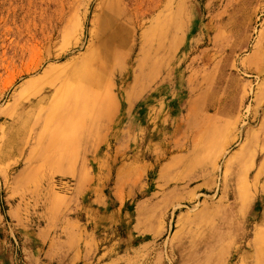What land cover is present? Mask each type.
Returning a JSON list of instances; mask_svg holds the SVG:
<instances>
[{
    "label": "rangeland",
    "instance_id": "obj_1",
    "mask_svg": "<svg viewBox=\"0 0 264 264\" xmlns=\"http://www.w3.org/2000/svg\"><path fill=\"white\" fill-rule=\"evenodd\" d=\"M91 50L112 109L74 118L65 159L31 183L0 164V264H177L192 205L219 217L204 264H264V171L249 181L264 166V0H0V81L32 53L71 70Z\"/></svg>",
    "mask_w": 264,
    "mask_h": 264
},
{
    "label": "bare ground",
    "instance_id": "obj_2",
    "mask_svg": "<svg viewBox=\"0 0 264 264\" xmlns=\"http://www.w3.org/2000/svg\"><path fill=\"white\" fill-rule=\"evenodd\" d=\"M122 29L123 25L120 24L108 35L105 46L102 47L104 58L114 54V47L122 44ZM91 36L89 35V37ZM105 47L107 49H104ZM88 55L87 64L70 70V63L58 66L51 63L43 66L47 59H52L38 60L37 53H32L25 65L21 66L9 78L0 81V99H2L18 79L23 80L10 97V104L1 108L3 110L0 111V164L11 159L8 172L21 166L16 176L13 177L14 181L11 180L15 185L27 181L31 183L35 174H38L42 168L51 166V163L55 166L65 159L60 152L69 137L64 136V132L72 126L71 122L74 118H80L89 111L96 112L97 110L101 116H107L112 109V100L107 92L106 95L104 94L101 87L102 76L97 71V63L103 57L98 56V53L92 52V50ZM59 58L60 56L53 59L58 60ZM100 87V94L105 100L99 104L92 103ZM65 99H68V103L63 106ZM260 160L264 162V159ZM255 166L254 173L249 175V181L257 183L261 171H264V166L262 163ZM236 197L235 192L221 197L220 201L225 199V202L234 198L233 203L230 200L226 204V211L235 205ZM209 208L206 205L200 206V208L198 205H192L191 208H185L184 213L176 216L174 226L172 225L174 231L171 237L172 241L177 240L178 243L171 248L169 258L174 259L176 263L178 261L177 264H202L203 260L210 259L213 254L216 240L220 236V232L213 222L219 217L215 216L214 211L212 212Z\"/></svg>",
    "mask_w": 264,
    "mask_h": 264
}]
</instances>
